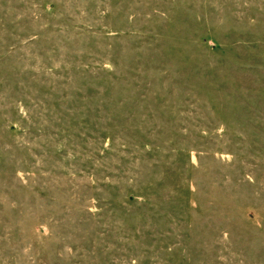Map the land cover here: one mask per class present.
Here are the masks:
<instances>
[{
	"label": "rangeland",
	"instance_id": "rangeland-1",
	"mask_svg": "<svg viewBox=\"0 0 264 264\" xmlns=\"http://www.w3.org/2000/svg\"><path fill=\"white\" fill-rule=\"evenodd\" d=\"M0 264H264V0H0Z\"/></svg>",
	"mask_w": 264,
	"mask_h": 264
}]
</instances>
